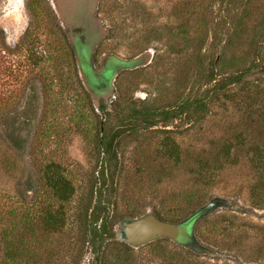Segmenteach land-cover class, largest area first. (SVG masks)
Segmentation results:
<instances>
[{
  "label": "rangeland",
  "instance_id": "rangeland-1",
  "mask_svg": "<svg viewBox=\"0 0 264 264\" xmlns=\"http://www.w3.org/2000/svg\"><path fill=\"white\" fill-rule=\"evenodd\" d=\"M47 2L0 0V264H264V203L249 200L246 154L222 169L207 166L208 185L195 173L197 160L212 163L240 117L238 83L228 88L231 100L216 92L203 97L213 83H205L207 69L214 66L216 82L223 72H241L252 57L256 65L242 80L264 82V41H250V32L264 27V0H250L245 12L244 0H98L95 17L107 34L95 48V67L108 54L130 59L151 52L145 65L114 77L101 110L85 103L73 47ZM238 13L245 18L237 27ZM194 97L203 99L196 115L161 121L163 106ZM115 100L123 112L139 111L136 129L117 121ZM99 128L106 138L118 133L111 146L97 145ZM163 141L177 145V158ZM54 174L73 186L65 201L51 193L46 177ZM212 197L230 204L193 226L211 253L168 238L137 248L103 238L94 254L99 237L89 225L106 220L112 228L146 211L176 222ZM98 201L105 207L97 211ZM45 208L61 209L63 223L40 226Z\"/></svg>",
  "mask_w": 264,
  "mask_h": 264
},
{
  "label": "trees",
  "instance_id": "trees-1",
  "mask_svg": "<svg viewBox=\"0 0 264 264\" xmlns=\"http://www.w3.org/2000/svg\"><path fill=\"white\" fill-rule=\"evenodd\" d=\"M226 1L231 2L232 0H221V2L225 3ZM249 1L250 0H244L243 2L242 10L244 12L246 9H248L246 6ZM244 16L245 13H238L237 15H235V23L237 27L241 25V21H244ZM250 33H252L250 41L253 42V45H256L259 41H264V27H261L257 31L254 29ZM254 48L252 49V52L249 53L252 54V56L254 53ZM251 58H249L248 64H245L241 67V72H223L221 78H218L216 82L214 81V77L216 74L218 75V73L214 70V66H210L207 69L206 74L204 75L206 84H210L212 82L213 83L205 89L203 97L207 96L209 92H216L219 97H222L229 92L228 88L232 83L236 82L240 85L239 90L237 89L236 93L240 103V117L237 129H235L229 135H224L225 137L220 140L221 142L219 144L217 154L211 160L212 163L209 165V163L207 164V161L205 160H197L195 173L198 175V177H200L199 180L202 184L208 185L212 178L209 177L210 173L207 175V166L222 169L224 167V164L229 165L238 163V154L240 152H244L246 155L245 163L243 164V166H246V168H248L252 174V179L251 181H249V184L247 186L249 200L252 204L259 206L264 203V82L258 78L251 80H242L243 75L245 73H249L251 71V68L256 65V58ZM85 96L87 97L86 94ZM226 96L228 97V99H232V97L228 95ZM85 103L88 105L89 108L92 109V106L88 99ZM201 104H203V99L194 97V99L192 100L185 98L182 101H177L167 106L165 105L161 110L160 119L161 121H165L170 118H175L180 112L184 111L185 115L194 116L198 113L200 108L203 107V105ZM111 105L113 113L118 115L117 121L120 124L124 123L129 129H136L137 126L134 125L133 121L138 120V110L129 109L128 111L123 112V108L121 107L120 103L116 100L112 101ZM100 108L102 109V106H100ZM145 122L149 124V126L150 124H152V121ZM253 125L254 127H252ZM97 135L98 136H95V141H97V145L101 147L102 145L111 146L112 141L115 140V138L118 136V133H112L110 137L106 138L105 133L102 132L99 128ZM167 138V135L163 137V139ZM166 142L163 141V145H168V149L172 146L173 152L170 153L171 157L177 158V145L173 141H170L167 144ZM46 180L50 187L52 195H54L57 200L65 201L71 196L73 192V186L71 185L70 181L63 175H48L46 177ZM61 211L62 210L59 208L43 209L38 215L40 221L39 225L42 226L44 229H55V227L63 223V212ZM24 225L27 226V224H22V226ZM29 229L30 228H27L26 230L28 231ZM92 231L93 233L91 235L94 234L96 236L98 234L97 228H93Z\"/></svg>",
  "mask_w": 264,
  "mask_h": 264
},
{
  "label": "water",
  "instance_id": "water-1",
  "mask_svg": "<svg viewBox=\"0 0 264 264\" xmlns=\"http://www.w3.org/2000/svg\"><path fill=\"white\" fill-rule=\"evenodd\" d=\"M62 1L63 0H53V9L63 26L71 28L77 24V20L75 18H68L66 16V14L64 13L65 10L61 6ZM88 1L89 8L86 9V11H84L85 9H83V12L86 15L88 14L89 21H91V19H93V13L95 11L97 0H87V2ZM76 2L82 3L81 0H76ZM81 5H78V7L82 8ZM79 16L81 17V15ZM76 18L80 19L79 17ZM95 25L98 27L97 30L91 32L97 34L100 33V35H102L103 31L100 24L95 21ZM71 42L73 41L71 40ZM93 43H90V49L92 48ZM110 58L116 60L118 64H121V66L123 67L135 68L139 65L146 64V62L150 58V50L146 49L137 56L132 57L131 59H121L114 55H110ZM79 74L84 87L88 91H90V88L84 79L81 69L79 70ZM113 75L114 74L111 75L110 81L111 78H113ZM229 204L230 201L228 199L222 197H212L206 203L188 214L185 218L176 222L162 220L151 211H146L138 216L124 217L118 222L117 228L114 231L113 239L119 242H123L132 248H137L141 245L160 238H168L179 244L180 246L188 248L194 253H211L208 247L202 245L196 240L193 233V226L195 222L202 216L211 213L218 207H225Z\"/></svg>",
  "mask_w": 264,
  "mask_h": 264
},
{
  "label": "flooded vegetation",
  "instance_id": "flooded-vegetation-1",
  "mask_svg": "<svg viewBox=\"0 0 264 264\" xmlns=\"http://www.w3.org/2000/svg\"><path fill=\"white\" fill-rule=\"evenodd\" d=\"M17 1H21V0H17ZM43 1H46V0H43ZM81 1H82V3H80V2L77 3L76 0H63L61 2V6L65 10L64 13L66 14V16L68 18H75L77 20V24L71 28L63 26L61 21L58 19L57 15L53 9V4H52L53 0H48L47 3L50 5L49 8H51V11H52L51 12L52 15H50L51 20H53V19H54V21L57 20L58 25H59V27H57V29H59L62 32L61 35H65V37L67 36V38H69V41L73 47V53H74L78 73H79V70L81 69V72L84 76V79L90 88V91H88L84 87V85L82 83V79H81L80 74H79V77L81 80L80 82L82 83V86L84 87V92H85L84 94H86L87 97H89L88 99L91 100L90 101L91 106H97V108H99L101 110L100 106H102V108H104V104L108 103L109 98L113 93L112 82L114 80V77L120 71H122L124 69H134V68H127V67L121 66V64H118V62L116 60L110 58V55H113V54H108L103 59V62L101 63V65L99 67H95V64L93 61V55L95 52V48H96L97 44L101 41V39L104 38V36L107 34V31L104 32V30L101 27V29L103 31L102 35H100V33L97 34V33L91 32V31L97 30L98 27L95 25V21H97L98 23H99V21L95 17V11L93 13V19L95 21L93 19H91V21H89L88 14L86 15L83 12V9H85L84 11H86V9L89 8V1L88 2H87V0H85V1L81 0ZM97 3H98V0H97L96 5H95V10L97 7ZM78 5H81L82 8H79ZM79 15H81V17ZM52 16H53V18H52ZM76 17H79L80 19H77ZM70 21H71V19H70ZM71 40L73 42H71ZM90 43H93V46L91 49H90ZM150 54H151V52H150ZM112 74H114V75L110 81V77ZM104 114H105V112H104ZM17 116H20V115H17ZM22 122H26V121H22ZM102 174H103L102 171H100L99 176H96L95 183L98 185L101 184L100 179L102 177ZM101 205L103 206L101 201H98L97 206H95L94 208L96 210L98 208L104 209L105 206L102 207ZM92 206H93V204L91 205V208H92ZM93 214L94 213L91 212L92 216H93ZM122 218H124V217H122ZM92 220H93V218H91V216H90V218H88V222L90 221V224H93ZM118 222H117V225H118ZM99 224L96 225L97 227L90 226V225L88 226L89 227L88 232L90 234L93 233V231H92L93 228L98 229V234L96 236L94 234L92 235L94 237H99L98 242L95 243L94 248H93L95 256L99 252V249L101 246L100 243H101V240L103 238H107L109 240L115 241L113 239V237H114V231L117 228V225L113 226L112 228H109V224L106 222V220H103V221L101 220ZM102 226H103V228H102ZM120 243H123V242H120ZM82 263L86 264V261L84 259H82L80 264H82Z\"/></svg>",
  "mask_w": 264,
  "mask_h": 264
}]
</instances>
